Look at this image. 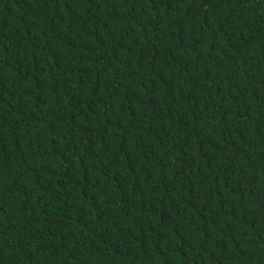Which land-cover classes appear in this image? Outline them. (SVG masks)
<instances>
[{"label":"trees","instance_id":"obj_1","mask_svg":"<svg viewBox=\"0 0 264 264\" xmlns=\"http://www.w3.org/2000/svg\"><path fill=\"white\" fill-rule=\"evenodd\" d=\"M0 264H264V0H0Z\"/></svg>","mask_w":264,"mask_h":264}]
</instances>
